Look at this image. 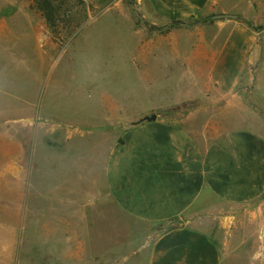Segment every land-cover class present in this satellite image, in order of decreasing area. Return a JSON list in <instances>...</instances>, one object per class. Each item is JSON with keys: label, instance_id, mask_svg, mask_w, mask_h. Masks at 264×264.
I'll return each mask as SVG.
<instances>
[{"label": "rangeland", "instance_id": "obj_1", "mask_svg": "<svg viewBox=\"0 0 264 264\" xmlns=\"http://www.w3.org/2000/svg\"><path fill=\"white\" fill-rule=\"evenodd\" d=\"M220 6L243 10L244 0ZM214 15L169 26L155 16L150 0H0L2 259L94 264L89 251L83 262L58 260L70 243L60 241L63 233L57 229L62 221H73L79 237L73 244L91 241L86 207L72 203L85 204L99 194L92 184L102 181L101 163L127 130L154 114L176 118L179 109H167L173 103L210 102L212 89L224 107L243 102L245 85H264V42L255 44L234 79L210 77V55L215 67L235 70L230 58L235 48L226 46L230 18L214 20ZM232 113L230 125L242 126V111ZM74 208L78 211L71 214ZM179 222L153 226L148 233ZM54 244L59 256L52 253Z\"/></svg>", "mask_w": 264, "mask_h": 264}, {"label": "crops", "instance_id": "obj_2", "mask_svg": "<svg viewBox=\"0 0 264 264\" xmlns=\"http://www.w3.org/2000/svg\"><path fill=\"white\" fill-rule=\"evenodd\" d=\"M224 1L150 0L155 16L170 24H192L214 12L239 15L229 19L233 31L226 41L229 49L235 48L230 57L235 70L215 67L210 55V77L218 82L224 74L234 79L255 44L264 42V0H244L238 11L222 9ZM212 93L210 102L183 100L167 106L179 109L174 119H143L127 130L101 163L102 181L92 184L99 194L85 204L72 203L86 207L93 238L74 245L79 238L74 222L67 228L62 221L57 231L67 241L59 238L70 247L59 256L52 245L58 260L83 262L89 251L94 264H232L235 259L264 264V85H245L243 102L224 107L215 102V89ZM234 109L242 111V126L230 125ZM176 221V226L148 233L153 226ZM1 256L0 264H10Z\"/></svg>", "mask_w": 264, "mask_h": 264}, {"label": "water", "instance_id": "obj_3", "mask_svg": "<svg viewBox=\"0 0 264 264\" xmlns=\"http://www.w3.org/2000/svg\"><path fill=\"white\" fill-rule=\"evenodd\" d=\"M236 15H231V14H217V15H214V18L215 19H219V18H227V17H235ZM145 119H147V120H156L157 119V115L156 114H154V115H152V116H148V117H146Z\"/></svg>", "mask_w": 264, "mask_h": 264}, {"label": "trees", "instance_id": "obj_4", "mask_svg": "<svg viewBox=\"0 0 264 264\" xmlns=\"http://www.w3.org/2000/svg\"><path fill=\"white\" fill-rule=\"evenodd\" d=\"M205 20H206V21H210L211 18H207V19H205ZM242 21L245 22L249 27L253 28L254 30H257V29H258V27L255 26L252 22H250V21H248V20H245V19H243ZM196 22H197V21H196ZM177 24H184V23L181 22V21H176V22H174V23H171L169 26H175V25H177Z\"/></svg>", "mask_w": 264, "mask_h": 264}]
</instances>
